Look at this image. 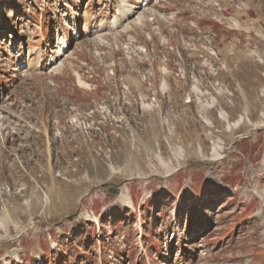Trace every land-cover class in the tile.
<instances>
[{
    "label": "rangeland",
    "instance_id": "obj_1",
    "mask_svg": "<svg viewBox=\"0 0 264 264\" xmlns=\"http://www.w3.org/2000/svg\"><path fill=\"white\" fill-rule=\"evenodd\" d=\"M0 264H264V0H0Z\"/></svg>",
    "mask_w": 264,
    "mask_h": 264
},
{
    "label": "water",
    "instance_id": "obj_2",
    "mask_svg": "<svg viewBox=\"0 0 264 264\" xmlns=\"http://www.w3.org/2000/svg\"><path fill=\"white\" fill-rule=\"evenodd\" d=\"M102 185H106V184H102ZM113 185V187H109L108 188V190L110 191V192H112L113 194H117L118 193V184H112ZM71 217H72V215H70V216H67V219H71Z\"/></svg>",
    "mask_w": 264,
    "mask_h": 264
}]
</instances>
